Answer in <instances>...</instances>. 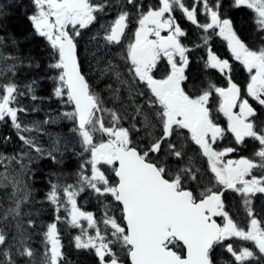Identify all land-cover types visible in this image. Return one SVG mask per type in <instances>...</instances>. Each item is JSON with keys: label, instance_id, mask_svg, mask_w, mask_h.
I'll return each mask as SVG.
<instances>
[{"label": "snow or ice", "instance_id": "1", "mask_svg": "<svg viewBox=\"0 0 264 264\" xmlns=\"http://www.w3.org/2000/svg\"><path fill=\"white\" fill-rule=\"evenodd\" d=\"M30 3L33 11L28 19L34 34L43 37L50 48L52 62L48 68L55 70L50 76L54 96L62 104L72 106L71 111L59 113L57 119L72 122L70 130L80 149L76 155L82 158L77 184L51 183L46 194L54 211L58 214L64 205L70 217L66 222L80 229L74 238L75 248L93 252L99 264H218L219 249L230 254L224 264H264V219H258L251 208L254 195L264 194V43L249 46L234 30L232 20L222 14L221 0L212 4L209 0H193L191 7L183 0H158V6L147 11L140 0H123L117 17L105 28L104 39L120 45L129 24H138L132 33L134 42H128L126 55L121 57L126 62V75L122 78L121 72L108 62L101 76L114 74L128 93L131 121L135 122L124 127L126 113L121 115L118 110L105 107V99L86 79L87 72L77 51L76 37L98 21L97 14L105 12L111 0ZM128 6L135 10L134 16ZM197 6L203 9L208 22L197 19ZM229 6L249 9L255 31L264 41V0H233ZM176 8L202 30V43L195 47L209 44L210 30L228 41L232 56L250 74L246 95L261 106L259 114L232 81L229 61L219 58L210 47L205 49V67L217 69L227 85L220 87L208 81L206 87L189 89L185 82L189 80L186 69L192 49L181 41L187 33L175 23L172 13ZM3 14L0 6V15ZM162 32L168 34L161 35ZM0 59L18 58L0 53ZM161 60L166 64L158 70ZM29 66L40 67L35 62ZM15 68V63L0 68V76L6 72L14 74ZM36 83L26 86L32 100L41 99L35 94ZM108 87L113 98L118 99L121 88ZM24 94L15 83L0 84V122L10 120L28 149L13 155L0 153V189H10L0 196V264H17L14 255L24 257L23 264H70L57 223L46 225L44 251L39 258L26 242L30 236H25L23 217L31 215L24 211L32 195L28 182L32 175L31 152L39 157L46 155L55 163L61 161L30 135H24L41 131L40 127H29L19 120L18 113L27 111L17 104L18 97ZM210 101L227 118L226 128L214 121ZM102 113H108L107 125ZM133 133L137 135L134 137ZM226 133L234 137L237 145L246 146V138L257 142L253 155L259 161L224 160L227 154L240 150L214 147ZM10 139L5 138V142ZM200 160L206 164L203 171L197 166ZM256 168L262 170L260 176L253 174ZM198 188L202 190L197 191ZM86 189L109 201L104 204L99 221L77 206L76 197ZM228 191L240 196L250 218L247 224L241 225L226 210L223 197ZM215 217L222 218L223 223ZM56 220L61 217L57 215ZM27 225L35 228L36 222L29 219ZM237 241L249 242L251 247Z\"/></svg>", "mask_w": 264, "mask_h": 264}, {"label": "trees", "instance_id": "2", "mask_svg": "<svg viewBox=\"0 0 264 264\" xmlns=\"http://www.w3.org/2000/svg\"><path fill=\"white\" fill-rule=\"evenodd\" d=\"M118 2L119 0H111V6L103 13H118V10H120ZM183 2L189 7L193 5V0H183ZM213 2L214 0H209V4ZM150 3L151 1L148 0V4ZM232 3L233 0H221L222 14L225 18L232 20L234 30L237 31L238 35L249 46H260L264 41L261 40L259 33L255 31L252 12L245 7H230L229 5ZM148 4L146 2L142 3L145 8H148ZM151 4L152 7H156L158 0H152ZM0 6L3 7L4 13L0 15V38H3V45H0V53H3L4 56L18 58L7 61L0 59V68L6 69L13 63L16 64L14 74L6 72L5 75L0 76V84L15 83L19 90L25 93L17 99V104L27 109L26 112L18 113L19 120L22 124L29 127H40L41 131L24 133V135H30L46 152L51 151L56 159L61 161V163H55L46 155L39 157L35 151L31 152L32 163L29 164V167L32 170V175L28 179V182L31 186L32 195L29 204L24 206V211L31 213V215L23 217L26 229L25 236H30V239H27L26 242L36 251L39 258L44 251L43 233L46 231V225L57 223L63 251L70 264H99L98 257L93 252L75 248L74 238L80 234V229L71 227L66 222L70 220V217L65 212L64 205H61L60 212L57 214L53 206L46 199V194L50 191L51 183H58L61 186L77 184V174L80 171L79 165L82 162V158L76 155L80 149L76 143L74 134L70 130L73 126L72 122L67 119H57L59 113L71 111L72 106L62 104L54 96V82L50 79V76L54 74L55 70L48 68V64L52 62V58L49 55L50 48L43 37L34 34L33 26L28 19L33 11L30 0H0ZM202 12L203 9L197 6V19L201 23L208 22V18ZM135 14L134 10L132 15L134 16ZM175 14L179 26L187 33L183 39L184 44L192 49L188 53L190 62L186 71L189 80L185 82L189 89L195 91L197 88L206 87L208 81L220 87L227 85L224 75L219 74L210 67H205L207 58L205 49L206 47H210L211 51L219 58L229 61L232 66V81L240 86L242 94L246 96V87L250 83V74L232 57L228 51L226 42L221 40L216 34H213V30H210L208 33V35H211L209 44L205 47H195L196 44L202 43L199 39L202 30L193 25L181 11H177ZM113 15L115 16V14H110L109 17L113 18ZM135 25L136 23L132 22L131 27L135 28ZM104 50L108 51L106 47L102 49L101 46L100 48L90 49L88 54L89 56L91 55L89 57L90 60L87 65L83 61L82 67L87 72L86 77L90 84L94 86L93 90L101 94L105 99V107L114 108L121 115H125L126 113V118L122 121V124L124 127H130V123H134L135 121H131L132 108L129 106L127 91L116 81L114 74L109 73L101 76V70L108 67V62H111L121 72L122 78L126 75V62L121 59L124 50L108 52V56L107 51ZM33 62L39 63L40 67H30L29 65ZM89 68L90 71L88 70ZM32 81L37 82L34 85L35 94L41 99H31L32 94L28 92L26 86L31 84ZM108 85H111L112 88H121L118 99L113 98ZM140 102H143V98H140ZM253 106L259 114L261 106L257 103H253ZM103 117L107 125L109 122L108 113L107 115H103ZM45 120H48L49 123L45 124ZM136 135V133H133L134 137ZM7 137L11 139L5 142V138ZM245 145L237 147L240 149L238 151L239 156L259 161V157H254L253 155L258 148V143L249 140ZM22 151L27 152V146L19 140L17 131L11 125L10 120L6 123L0 122V153L13 155L19 154ZM25 162H28L27 156H25ZM197 166L203 171L206 164L203 160H200ZM12 167H16L15 164ZM0 171H3L2 166H0ZM253 174L260 176L262 170L259 168L253 169ZM189 187H192V185L189 184ZM5 192H10V189H0V196H3ZM76 200L77 206L82 211L91 212L98 221L105 211L104 204L109 203L106 198L98 197L91 189H86L84 192L79 193ZM225 205L226 210L229 211L234 220L241 225L247 224L250 218L247 217L245 207L239 195H227L225 197ZM251 208L258 219H264V194L257 193L254 195ZM57 215L61 217L60 221L56 220ZM29 219L36 222L35 228L28 227L27 221ZM81 223L87 224L86 221H81ZM221 223H223V220ZM100 227L103 229L104 226L101 224ZM89 231L91 232V230ZM237 243H245L251 247L249 242L237 241ZM113 247L115 248V246ZM216 255L218 264H224L225 261L231 258L230 254L223 249H219ZM14 258L17 260V264H23L25 259L24 257L15 255Z\"/></svg>", "mask_w": 264, "mask_h": 264}, {"label": "rangeland", "instance_id": "3", "mask_svg": "<svg viewBox=\"0 0 264 264\" xmlns=\"http://www.w3.org/2000/svg\"><path fill=\"white\" fill-rule=\"evenodd\" d=\"M113 23V21L111 22V23H104L103 25H102V28H101V32H102V34L103 35H106L107 33L105 32V28L108 26V25H110V24H112ZM223 38V37H222ZM224 39V38H223ZM224 160H227L225 157L223 158Z\"/></svg>", "mask_w": 264, "mask_h": 264}, {"label": "flooded vegetation", "instance_id": "4", "mask_svg": "<svg viewBox=\"0 0 264 264\" xmlns=\"http://www.w3.org/2000/svg\"><path fill=\"white\" fill-rule=\"evenodd\" d=\"M161 35H166V34L161 33ZM162 61H163V60H161L160 64L162 63ZM160 64H158L157 68H159V65H160ZM225 121H226V125H227V118H225ZM223 125H224V124H223ZM231 136H232V135H231ZM229 156H231L230 153L228 154V157H229Z\"/></svg>", "mask_w": 264, "mask_h": 264}, {"label": "water", "instance_id": "5", "mask_svg": "<svg viewBox=\"0 0 264 264\" xmlns=\"http://www.w3.org/2000/svg\"><path fill=\"white\" fill-rule=\"evenodd\" d=\"M220 217H215L214 219H219Z\"/></svg>", "mask_w": 264, "mask_h": 264}, {"label": "bare ground", "instance_id": "6", "mask_svg": "<svg viewBox=\"0 0 264 264\" xmlns=\"http://www.w3.org/2000/svg\"><path fill=\"white\" fill-rule=\"evenodd\" d=\"M4 135H6V134H4Z\"/></svg>", "mask_w": 264, "mask_h": 264}]
</instances>
